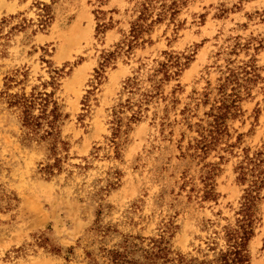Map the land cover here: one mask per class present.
I'll return each instance as SVG.
<instances>
[{
	"label": "rangeland",
	"instance_id": "obj_1",
	"mask_svg": "<svg viewBox=\"0 0 264 264\" xmlns=\"http://www.w3.org/2000/svg\"><path fill=\"white\" fill-rule=\"evenodd\" d=\"M144 5L155 22L128 51ZM245 68L255 81L204 153L220 87ZM39 93L59 105L53 135L23 125L18 97ZM260 151L264 0H0V264H111L104 249L160 235L212 259L259 174L242 182L239 166ZM259 197L249 264H264Z\"/></svg>",
	"mask_w": 264,
	"mask_h": 264
},
{
	"label": "trees",
	"instance_id": "obj_2",
	"mask_svg": "<svg viewBox=\"0 0 264 264\" xmlns=\"http://www.w3.org/2000/svg\"><path fill=\"white\" fill-rule=\"evenodd\" d=\"M176 3L173 2L169 8H174ZM149 5H144L138 20L132 25L131 36L132 39L127 43L128 51L133 49L138 44L139 40L143 38L144 33L150 29L155 20H152L150 25L146 24V21L150 18L148 14ZM176 14V10L173 11L172 16ZM158 20L161 19V14L158 15ZM123 45H119L118 48H122ZM116 55V51L105 54L104 62L101 64V70L97 71V78L100 79L104 73L105 67L110 64L113 56ZM177 66H180V62L177 61ZM164 66V65H163ZM167 66V65H165ZM254 74L247 68L242 73L239 71L230 69V73L226 78V82L221 85L220 90L222 97L219 99L220 103L213 109L212 116L214 118L211 123L209 134L202 135V138L197 142V148L206 153L212 146L219 142L221 135L227 132V119L230 117H237L238 108L237 102L241 98L243 90H247L248 84L255 81ZM130 80V79H129ZM231 86V92L227 93V86ZM53 93H39L38 96L32 95L31 98L23 95L19 96L18 103L23 105V125L28 127L32 131H36L43 126V120L47 126L48 135H53L57 132L56 123L60 120L61 112L59 111L58 103L52 99ZM40 101L41 113L40 115H34L32 108L35 102ZM52 104L51 109H49ZM264 166V152H257L254 156H247L246 163H241L239 180L247 181V177L250 172L253 174L259 170L257 179L252 182L251 188L246 192L244 196V202L241 208L242 218L238 221V225L235 228H229L226 231L227 247L225 249H219L217 254L212 259H198L187 258L184 254L176 252L172 249L170 241L166 236L160 235L159 237H150L147 246L143 242H137L136 239L143 241L145 238H126L124 242L111 249H104L106 257L111 264H249V243L255 235V213L254 206L259 197V191L264 186V172H262ZM205 198L215 199L217 193L212 183H206Z\"/></svg>",
	"mask_w": 264,
	"mask_h": 264
}]
</instances>
